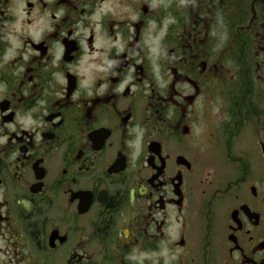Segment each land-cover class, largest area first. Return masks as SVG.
I'll return each instance as SVG.
<instances>
[{
  "label": "flooded vegetation",
  "instance_id": "af4514ba",
  "mask_svg": "<svg viewBox=\"0 0 264 264\" xmlns=\"http://www.w3.org/2000/svg\"><path fill=\"white\" fill-rule=\"evenodd\" d=\"M0 264H264V0H0Z\"/></svg>",
  "mask_w": 264,
  "mask_h": 264
}]
</instances>
